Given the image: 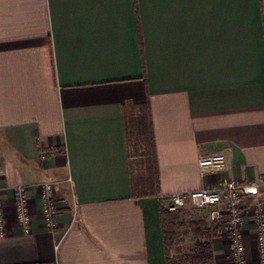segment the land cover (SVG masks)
I'll return each mask as SVG.
<instances>
[{
  "label": "crops",
  "instance_id": "0c3cea01",
  "mask_svg": "<svg viewBox=\"0 0 264 264\" xmlns=\"http://www.w3.org/2000/svg\"><path fill=\"white\" fill-rule=\"evenodd\" d=\"M143 114L152 197L140 179ZM220 153L224 168L201 174L200 157ZM259 177L264 0H0V264H167L172 215L164 224L157 198L229 179L244 186L240 228L256 264L251 211L259 206L264 219V184L247 189ZM44 183L53 186L51 224ZM17 187L28 231L15 216ZM207 216L190 224L189 254L168 252L169 264H233L223 224ZM204 242L211 260L204 252L194 261Z\"/></svg>",
  "mask_w": 264,
  "mask_h": 264
},
{
  "label": "built area",
  "instance_id": "2783aa9c",
  "mask_svg": "<svg viewBox=\"0 0 264 264\" xmlns=\"http://www.w3.org/2000/svg\"><path fill=\"white\" fill-rule=\"evenodd\" d=\"M223 154H213L200 157L198 161L201 174L219 171L225 166ZM264 184V177H259L251 184V188H258ZM250 188V187H249ZM244 186L242 183L229 179L220 185L203 187L187 192H175L165 197L168 211H176L183 208L189 201L197 207L208 210L209 217L213 221L223 224L224 233L230 238L231 259L233 264H248L245 257V245L242 239V196ZM14 209L17 221L25 231L30 224V210L26 196L22 188H15ZM53 186L44 183L41 186V198L44 201L43 213L46 220L51 224L54 206L52 204ZM252 218L256 225L257 262L264 264V219L259 206L252 209ZM6 221L0 195V236L4 235Z\"/></svg>",
  "mask_w": 264,
  "mask_h": 264
},
{
  "label": "rangeland",
  "instance_id": "374dc122",
  "mask_svg": "<svg viewBox=\"0 0 264 264\" xmlns=\"http://www.w3.org/2000/svg\"><path fill=\"white\" fill-rule=\"evenodd\" d=\"M146 193V196L148 197L157 196L154 193ZM157 199L162 203V207L167 210L165 198ZM207 211V209L197 207L191 202L187 203V205L181 209L170 211L173 225L170 228L171 234L168 235L170 239L169 244H167V246L164 245L166 263H168L170 257L173 259H181L184 255L189 254L190 249L193 247L196 240L195 235L192 232V225L190 224L193 223L192 221H194V223L200 221L201 223L202 219H207V215L209 214ZM193 226L195 227L197 224ZM199 226L201 227L202 223ZM168 252L170 255L169 258Z\"/></svg>",
  "mask_w": 264,
  "mask_h": 264
},
{
  "label": "trees",
  "instance_id": "16d2710c",
  "mask_svg": "<svg viewBox=\"0 0 264 264\" xmlns=\"http://www.w3.org/2000/svg\"><path fill=\"white\" fill-rule=\"evenodd\" d=\"M138 129L140 130L141 134V143H142V148L144 149V152L142 154L143 159L141 161L143 170H142V176H141V181L145 182L146 181V186L150 184V191H147L149 193H158V178L157 172H156V164H155V157H154V148H153V142H152V135H151V126L149 119L146 120L145 114L142 115V118L140 121H138L137 124ZM156 176L153 175V170ZM135 179V176H131V187H132V192H133V180ZM155 180V181H154ZM145 185V184H144ZM161 218L164 221V224L166 220L168 219L169 213L167 210L161 209ZM219 227L218 225L214 224L210 232H212V235H214L216 232H218ZM208 236V235H207ZM169 236H168V229H165L163 232V242L164 245L167 246L169 244ZM197 247L200 249L198 252V256L194 255V261H197L200 253H204L203 259L204 262H209L211 260V250H210V244L208 242L204 243H198ZM169 264V262L167 263Z\"/></svg>",
  "mask_w": 264,
  "mask_h": 264
},
{
  "label": "water",
  "instance_id": "95a60500",
  "mask_svg": "<svg viewBox=\"0 0 264 264\" xmlns=\"http://www.w3.org/2000/svg\"><path fill=\"white\" fill-rule=\"evenodd\" d=\"M247 191H248V192H253V193H254V192H256V189H254V188H249V189H247Z\"/></svg>",
  "mask_w": 264,
  "mask_h": 264
}]
</instances>
